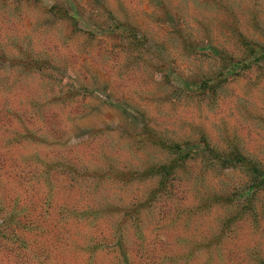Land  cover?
<instances>
[{
  "label": "rangeland",
  "instance_id": "obj_1",
  "mask_svg": "<svg viewBox=\"0 0 264 264\" xmlns=\"http://www.w3.org/2000/svg\"><path fill=\"white\" fill-rule=\"evenodd\" d=\"M248 44L264 0H0V264H264V188L203 156L264 168Z\"/></svg>",
  "mask_w": 264,
  "mask_h": 264
},
{
  "label": "trees",
  "instance_id": "obj_2",
  "mask_svg": "<svg viewBox=\"0 0 264 264\" xmlns=\"http://www.w3.org/2000/svg\"><path fill=\"white\" fill-rule=\"evenodd\" d=\"M247 48L249 52L248 54L254 55L255 59H264V46L253 47L248 44ZM248 61L245 62L247 63ZM245 67V63H243L242 68ZM202 88H210V84L204 81L202 83ZM161 146L162 149L166 150V152L172 155L171 160L168 163L157 165L156 167H150V169H152L153 173H156L159 176V179L163 184L165 180H167L168 176L173 172V170L178 167L177 165L183 162V159L185 157L192 156V152L187 150L185 151L184 147L179 143L163 141ZM204 150L205 153H203V156L205 158V161L212 159L219 162L220 164L227 163L229 161L231 162V164H233V166L246 169V172L250 174V180L254 181L253 185L256 188H264V168H262L258 162H255L253 160L251 161V159L246 158L237 150H231V153L228 155L219 154L213 148H209V146H205Z\"/></svg>",
  "mask_w": 264,
  "mask_h": 264
}]
</instances>
